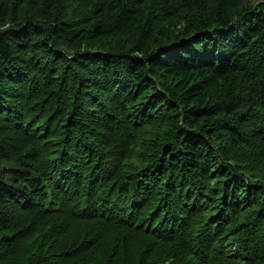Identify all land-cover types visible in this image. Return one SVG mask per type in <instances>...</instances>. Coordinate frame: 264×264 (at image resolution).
I'll return each instance as SVG.
<instances>
[{"label":"trees","instance_id":"1","mask_svg":"<svg viewBox=\"0 0 264 264\" xmlns=\"http://www.w3.org/2000/svg\"><path fill=\"white\" fill-rule=\"evenodd\" d=\"M0 264H264V0H0Z\"/></svg>","mask_w":264,"mask_h":264},{"label":"rangeland","instance_id":"2","mask_svg":"<svg viewBox=\"0 0 264 264\" xmlns=\"http://www.w3.org/2000/svg\"><path fill=\"white\" fill-rule=\"evenodd\" d=\"M234 247L231 249L232 250V252H236L239 248H238V246H236V245H233Z\"/></svg>","mask_w":264,"mask_h":264},{"label":"bare ground","instance_id":"3","mask_svg":"<svg viewBox=\"0 0 264 264\" xmlns=\"http://www.w3.org/2000/svg\"><path fill=\"white\" fill-rule=\"evenodd\" d=\"M231 185H232V183H231Z\"/></svg>","mask_w":264,"mask_h":264}]
</instances>
